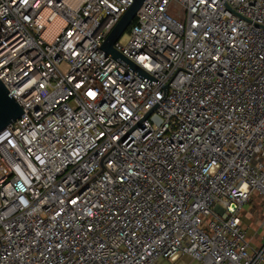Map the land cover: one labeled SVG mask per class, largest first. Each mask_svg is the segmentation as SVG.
<instances>
[{
	"label": "built area",
	"instance_id": "1",
	"mask_svg": "<svg viewBox=\"0 0 264 264\" xmlns=\"http://www.w3.org/2000/svg\"><path fill=\"white\" fill-rule=\"evenodd\" d=\"M131 3L0 0V264H264V0H146L114 49L154 86L100 49Z\"/></svg>",
	"mask_w": 264,
	"mask_h": 264
},
{
	"label": "water",
	"instance_id": "2",
	"mask_svg": "<svg viewBox=\"0 0 264 264\" xmlns=\"http://www.w3.org/2000/svg\"><path fill=\"white\" fill-rule=\"evenodd\" d=\"M145 1L146 0H132L131 5L115 24L103 44L100 46V49L104 51L105 54L109 55L126 69H128L130 72L139 77L141 80H143L145 83H147L149 86H154L157 82L156 79H154L152 76L114 49V44L127 31L135 19L138 10ZM8 93L9 92L0 81V133L24 113L18 103L13 99L12 96L10 97Z\"/></svg>",
	"mask_w": 264,
	"mask_h": 264
},
{
	"label": "rangeland",
	"instance_id": "3",
	"mask_svg": "<svg viewBox=\"0 0 264 264\" xmlns=\"http://www.w3.org/2000/svg\"><path fill=\"white\" fill-rule=\"evenodd\" d=\"M129 40L127 31L120 37L118 43L125 45ZM64 70V67H62ZM242 225L247 231V239L252 246H258L264 242V198L253 193L250 201L240 213ZM174 262V261H169Z\"/></svg>",
	"mask_w": 264,
	"mask_h": 264
},
{
	"label": "crops",
	"instance_id": "4",
	"mask_svg": "<svg viewBox=\"0 0 264 264\" xmlns=\"http://www.w3.org/2000/svg\"><path fill=\"white\" fill-rule=\"evenodd\" d=\"M155 264H201V263L194 261L192 258L188 256H180L174 262H169L166 260H158Z\"/></svg>",
	"mask_w": 264,
	"mask_h": 264
},
{
	"label": "trees",
	"instance_id": "5",
	"mask_svg": "<svg viewBox=\"0 0 264 264\" xmlns=\"http://www.w3.org/2000/svg\"><path fill=\"white\" fill-rule=\"evenodd\" d=\"M132 24L129 26V28L127 29V32H129L130 28H131Z\"/></svg>",
	"mask_w": 264,
	"mask_h": 264
}]
</instances>
